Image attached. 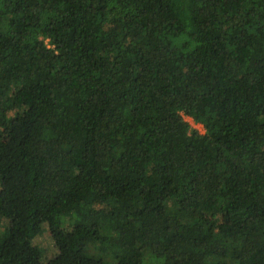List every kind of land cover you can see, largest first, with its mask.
<instances>
[{
    "label": "trees",
    "instance_id": "trees-1",
    "mask_svg": "<svg viewBox=\"0 0 264 264\" xmlns=\"http://www.w3.org/2000/svg\"><path fill=\"white\" fill-rule=\"evenodd\" d=\"M2 130L0 264H264V0H0Z\"/></svg>",
    "mask_w": 264,
    "mask_h": 264
},
{
    "label": "rangeland",
    "instance_id": "rangeland-1",
    "mask_svg": "<svg viewBox=\"0 0 264 264\" xmlns=\"http://www.w3.org/2000/svg\"><path fill=\"white\" fill-rule=\"evenodd\" d=\"M184 119L189 123V125L193 129L198 130L200 133L204 132L201 125L195 124L190 118H184ZM0 136L1 138L7 137L8 136L7 131L2 130L0 132ZM34 242L41 249L44 261L49 260L55 254L54 243L51 240L50 236L48 235V232L44 231L41 235L35 238Z\"/></svg>",
    "mask_w": 264,
    "mask_h": 264
}]
</instances>
